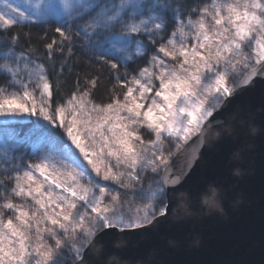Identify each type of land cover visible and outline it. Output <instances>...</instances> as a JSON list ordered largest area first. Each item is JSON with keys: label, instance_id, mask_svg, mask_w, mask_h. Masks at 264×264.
I'll use <instances>...</instances> for the list:
<instances>
[{"label": "snow or ice", "instance_id": "1", "mask_svg": "<svg viewBox=\"0 0 264 264\" xmlns=\"http://www.w3.org/2000/svg\"><path fill=\"white\" fill-rule=\"evenodd\" d=\"M49 23L61 39L43 57L6 31ZM76 40L114 70L122 99L114 92L96 103L95 77L61 96L58 77ZM54 46L62 63L53 61ZM141 59L146 65L131 75L128 66ZM258 80L264 0H0V264H105L139 230L191 215L197 196L217 210L222 183L194 178L192 161L175 171L171 162L193 138L199 147L204 129ZM37 155V163L27 159ZM148 174L156 179L145 186ZM261 224L264 264V207Z\"/></svg>", "mask_w": 264, "mask_h": 264}, {"label": "water", "instance_id": "2", "mask_svg": "<svg viewBox=\"0 0 264 264\" xmlns=\"http://www.w3.org/2000/svg\"><path fill=\"white\" fill-rule=\"evenodd\" d=\"M264 81L232 99L217 120L201 133L202 144L190 141L172 160L171 171L183 170L192 161L193 177L215 178L224 198L217 210H208L197 196L191 215L170 216L104 257L105 264H210L242 255L249 264H261V208L264 207ZM247 114V118H245ZM195 157V159H193ZM193 181H188V187ZM182 241L170 248L168 241ZM199 241V246L197 245ZM242 244L240 249L236 245ZM246 246V247H245ZM95 253V249H93ZM98 254L91 257L94 261Z\"/></svg>", "mask_w": 264, "mask_h": 264}, {"label": "trees", "instance_id": "3", "mask_svg": "<svg viewBox=\"0 0 264 264\" xmlns=\"http://www.w3.org/2000/svg\"><path fill=\"white\" fill-rule=\"evenodd\" d=\"M193 2L194 0H190V4ZM172 23L173 22L170 21V26ZM6 31L8 35H11L13 32L21 33L20 43L24 47L31 45L41 57L46 55L44 46L47 43L52 42L53 39L59 42L61 39V37L55 33L54 30H43L34 26L17 25ZM25 33L28 35L25 36ZM74 45H76V41H74ZM73 50L75 52L74 57L68 61L63 74L58 77L60 80L59 91L61 96H68L74 90L75 82L77 80L83 84L85 80L91 79L93 77L98 79L97 87L93 90V100L96 103L104 104L111 102V97L114 92L119 94L120 98L123 96L126 88L118 86L119 82L114 78L113 75L114 70L106 65L97 63L93 59L90 61L85 59L80 55V53L77 52L76 46H74ZM53 61L57 64L63 62V58L56 54L55 46L53 50ZM135 68L136 67L134 65H129L127 71L131 73V75H135ZM124 71L125 68L121 67L120 73L123 74ZM130 78L131 77H129V79Z\"/></svg>", "mask_w": 264, "mask_h": 264}, {"label": "rangeland", "instance_id": "4", "mask_svg": "<svg viewBox=\"0 0 264 264\" xmlns=\"http://www.w3.org/2000/svg\"><path fill=\"white\" fill-rule=\"evenodd\" d=\"M193 19H195V17H193ZM29 26H34V27H38V28H41L43 30H54L55 27L59 26L55 23H49V24H46V25H40V26H35V25H29ZM80 41L79 40H76V50L78 53H80L81 56H83L85 59H88L89 61L90 60H94L96 61L97 63L98 60H97V57L100 55L99 53H91V52H85V51H82L80 50V48L78 47L80 45ZM193 43V41L190 39L188 41V44L191 45ZM154 54V52H150L149 55H152ZM107 59H112L111 57H107ZM116 63H120L119 61H114ZM147 63V60L146 59H141V60H138L136 62V64L134 65L135 67H143L145 66ZM101 64V63H100ZM101 65H105V64H101ZM107 66V65H106ZM123 67V66H122ZM124 68V67H123ZM64 97V96H63ZM67 97V96H66ZM123 97V96H122ZM121 97V99H122ZM142 134L144 135V139L147 141L149 139H151V136L144 130H141ZM171 142H169L170 144ZM183 145H181V148H182ZM165 155H167V150L165 151ZM27 159L31 162V163H37L39 162V160L41 159V156L37 155V156H29L27 157ZM156 179V177L152 176L151 174H148L145 178V186H147V184L149 183V181L151 180H154ZM82 183H85L87 184V181H82ZM102 186H106V185H102ZM5 195H7V193H5ZM13 199V202L14 203H25L26 206L27 204H29L30 202H22L20 201L19 199H16L15 197H11ZM6 216L9 215V213H6L5 214ZM49 243H51V241H49Z\"/></svg>", "mask_w": 264, "mask_h": 264}]
</instances>
